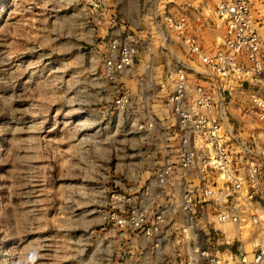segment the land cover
I'll use <instances>...</instances> for the list:
<instances>
[{"label": "rangeland", "instance_id": "1", "mask_svg": "<svg viewBox=\"0 0 264 264\" xmlns=\"http://www.w3.org/2000/svg\"><path fill=\"white\" fill-rule=\"evenodd\" d=\"M165 1L0 0V264H182L203 243L234 254L257 246L231 226L190 236L171 224L159 252L132 232L105 238L100 210L111 192L150 188L167 163L172 116L161 84L189 60L163 26ZM137 33L134 67L111 79L110 42ZM119 92L132 98L124 112ZM200 231L204 242L193 238Z\"/></svg>", "mask_w": 264, "mask_h": 264}, {"label": "built area", "instance_id": "2", "mask_svg": "<svg viewBox=\"0 0 264 264\" xmlns=\"http://www.w3.org/2000/svg\"><path fill=\"white\" fill-rule=\"evenodd\" d=\"M191 1L213 24L203 15L167 13L161 20L181 40L189 60L168 71L161 84L172 116L165 135L167 163L155 171L150 188L136 184L123 193L111 192L100 210L105 238L132 232L151 240L159 252L171 224H181L192 236L193 228L231 226L241 235L246 229L256 235L252 252L234 254L197 242L187 256L179 255L185 258L182 264H264V37L252 0ZM218 33L213 43L205 42L207 34L211 39ZM136 37L110 42L105 72L111 79L134 67ZM234 86L249 93L243 120L229 107L227 93ZM115 107L129 110L131 96L119 92ZM168 212L183 214L185 222H175ZM201 232L193 238L204 242Z\"/></svg>", "mask_w": 264, "mask_h": 264}, {"label": "crops", "instance_id": "3", "mask_svg": "<svg viewBox=\"0 0 264 264\" xmlns=\"http://www.w3.org/2000/svg\"><path fill=\"white\" fill-rule=\"evenodd\" d=\"M254 5V13L256 17L257 27L260 30L262 36L264 37V0H252ZM167 5V9L170 11L169 13L176 14V15H188L190 17H197L199 15V12L197 14V11L199 10V6L190 0V2L183 3V0H177V2H169L165 1ZM174 4H177L178 6H174ZM201 8V7H200ZM201 11L202 10L201 8ZM139 37L140 33L135 34ZM158 73V71H157ZM228 94L229 101H230V110L233 112V115L239 119L242 120L241 116V106L242 102L248 98L249 93L243 92L238 89V87H233L232 94Z\"/></svg>", "mask_w": 264, "mask_h": 264}, {"label": "bare ground", "instance_id": "4", "mask_svg": "<svg viewBox=\"0 0 264 264\" xmlns=\"http://www.w3.org/2000/svg\"><path fill=\"white\" fill-rule=\"evenodd\" d=\"M229 229H231V228H229ZM232 232H233V228H232ZM236 232V231H235ZM235 232H234V235H235ZM226 236V235H225ZM260 243H262V241H259Z\"/></svg>", "mask_w": 264, "mask_h": 264}]
</instances>
